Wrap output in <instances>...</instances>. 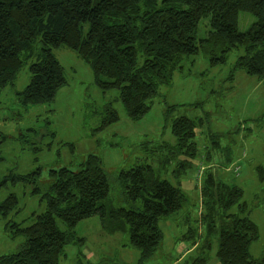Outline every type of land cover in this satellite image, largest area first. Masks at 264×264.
Here are the masks:
<instances>
[{"label":"trees","instance_id":"1","mask_svg":"<svg viewBox=\"0 0 264 264\" xmlns=\"http://www.w3.org/2000/svg\"><path fill=\"white\" fill-rule=\"evenodd\" d=\"M240 12L256 18L247 32L238 29ZM208 17L210 31L205 39H198L199 24ZM38 37L41 49L29 66L30 83L17 95L24 107L54 102L66 85L64 69L53 53L59 48L75 52L104 93L118 91L131 120L147 115L160 89L184 71V60L201 50L215 68L227 63L229 52L243 49L244 56L238 58L233 72L245 71L264 81V0H0V89L13 83ZM180 107L169 106L165 118ZM118 121L117 111L106 110L101 131ZM204 123V118L186 116L171 121L175 144L161 148L170 157L173 153L185 158L183 172L193 167L198 152L196 131ZM252 125L246 129L251 130ZM207 160L213 163L208 156ZM50 176L53 183L42 196L43 211L31 215L30 225L7 227L13 229V235L23 237L24 243L19 252L1 255L0 264H61L67 246L85 244L74 232L76 226L94 217H100L107 233L128 228L131 245L147 262L163 239L160 220L178 213L187 201L182 190L158 178L151 165L122 171L117 178L123 198L132 204L140 202L142 210L108 203L110 181L99 157L90 156L78 172L63 168ZM6 181L0 180V191ZM201 193V223L207 234L200 236L217 239L221 264H264L250 252L259 239L257 225L231 214L234 207H239L240 214L244 212L243 191L221 181L210 167ZM17 204L16 196L10 195L0 211L8 216ZM216 221L220 223L217 231ZM189 233L197 248L198 241Z\"/></svg>","mask_w":264,"mask_h":264},{"label":"rangeland","instance_id":"2","mask_svg":"<svg viewBox=\"0 0 264 264\" xmlns=\"http://www.w3.org/2000/svg\"><path fill=\"white\" fill-rule=\"evenodd\" d=\"M255 21L251 14L240 12L239 31L247 32ZM209 24V17L201 20L198 39L207 37ZM33 48L13 83L0 89V180L7 178L0 191V205L10 195L18 200L8 216L0 211V256L22 248L24 238L13 235V229L7 227L30 225L31 215L43 211L42 196L53 183L51 172L63 168L78 172L81 164L96 156L110 181L108 203L113 206L142 210L140 202L132 204L123 198L117 178L122 171L146 165L153 167L158 178L179 187L187 201L178 213L160 220L163 239L147 262L131 245L128 228L107 233L100 217H94L76 226L74 232L85 244L67 246L61 264H221L217 239L200 236L207 232L201 223L199 182L205 169L212 166L223 182L243 191L244 212L240 214L239 207H234L231 214L247 217L257 225L259 239L252 243L250 252L264 261V81L245 71L233 72L238 58L244 56L243 49L229 52L227 63L215 68L210 67L204 50L187 57L184 71L174 76L171 85L160 89L147 115L131 120L118 91L104 93L99 89L89 66L67 48L53 51L67 81L55 101L22 106L17 95L30 83L29 66L36 62L41 49L39 37ZM173 105L181 107L166 119V110ZM110 108L118 112L119 121L101 131ZM180 116L205 120L196 131L197 162L193 160V167L184 174L181 167L186 165L185 158L173 153L170 157L161 148L175 144L171 121ZM249 124H254L251 130L246 129ZM216 151L217 159L208 164L207 156L212 161ZM201 167L204 172L200 175ZM219 225L216 221V231ZM58 226L66 229L60 221ZM189 232L198 241L197 248Z\"/></svg>","mask_w":264,"mask_h":264},{"label":"crops","instance_id":"3","mask_svg":"<svg viewBox=\"0 0 264 264\" xmlns=\"http://www.w3.org/2000/svg\"><path fill=\"white\" fill-rule=\"evenodd\" d=\"M210 145L211 144H209L208 146L210 147ZM217 152L218 151H216V152H213V156L215 155V157H213V160H212V162L214 161V160H216L217 159ZM195 162H197L196 161V159L194 160V164H196ZM213 167V166H212ZM201 168H203V167H201ZM207 169H205V171H206ZM237 171H238V168L234 171V173H237ZM186 172V171H185ZM185 172H182V174H184ZM204 172V171H203ZM204 177H205V173H204ZM222 181V180H221ZM200 183V191L202 190V187H201V185H203L204 184V178L199 182Z\"/></svg>","mask_w":264,"mask_h":264},{"label":"built area","instance_id":"4","mask_svg":"<svg viewBox=\"0 0 264 264\" xmlns=\"http://www.w3.org/2000/svg\"><path fill=\"white\" fill-rule=\"evenodd\" d=\"M203 171H204V168H200L199 174L201 175L203 173Z\"/></svg>","mask_w":264,"mask_h":264},{"label":"bare ground","instance_id":"5","mask_svg":"<svg viewBox=\"0 0 264 264\" xmlns=\"http://www.w3.org/2000/svg\"><path fill=\"white\" fill-rule=\"evenodd\" d=\"M199 194H200V196H201V199H202V193H201V191H200V193H199ZM202 207H203V206H202ZM202 210H203V209H202Z\"/></svg>","mask_w":264,"mask_h":264}]
</instances>
